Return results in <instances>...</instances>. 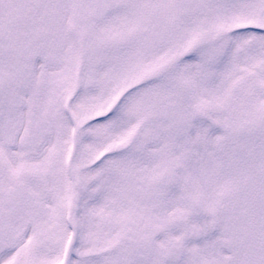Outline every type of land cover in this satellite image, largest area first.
Returning <instances> with one entry per match:
<instances>
[{
    "label": "snow or ice",
    "instance_id": "obj_1",
    "mask_svg": "<svg viewBox=\"0 0 264 264\" xmlns=\"http://www.w3.org/2000/svg\"><path fill=\"white\" fill-rule=\"evenodd\" d=\"M0 264H264V0H0Z\"/></svg>",
    "mask_w": 264,
    "mask_h": 264
}]
</instances>
